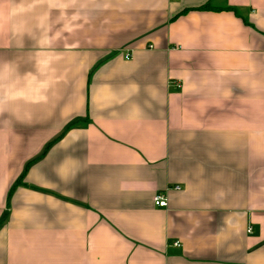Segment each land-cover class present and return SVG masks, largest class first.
Instances as JSON below:
<instances>
[{"label": "crops", "instance_id": "1", "mask_svg": "<svg viewBox=\"0 0 264 264\" xmlns=\"http://www.w3.org/2000/svg\"><path fill=\"white\" fill-rule=\"evenodd\" d=\"M0 264H264V0H0Z\"/></svg>", "mask_w": 264, "mask_h": 264}, {"label": "built area", "instance_id": "2", "mask_svg": "<svg viewBox=\"0 0 264 264\" xmlns=\"http://www.w3.org/2000/svg\"><path fill=\"white\" fill-rule=\"evenodd\" d=\"M154 205L156 207L166 208L168 206V200L165 195H158L154 198ZM175 246H179V243H176Z\"/></svg>", "mask_w": 264, "mask_h": 264}]
</instances>
